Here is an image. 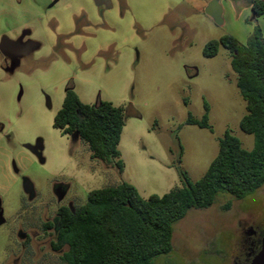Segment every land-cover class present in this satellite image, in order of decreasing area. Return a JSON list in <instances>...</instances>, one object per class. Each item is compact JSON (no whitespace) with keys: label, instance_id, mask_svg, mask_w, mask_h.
I'll return each instance as SVG.
<instances>
[{"label":"rangeland","instance_id":"374dc122","mask_svg":"<svg viewBox=\"0 0 264 264\" xmlns=\"http://www.w3.org/2000/svg\"><path fill=\"white\" fill-rule=\"evenodd\" d=\"M224 2L218 21L189 0H0V33L26 31L0 50V264H68L67 248L52 247L58 211L92 190L127 182L144 198L162 196L186 185L182 171L195 183L226 130L254 148L229 51L203 50L224 35L246 44L256 26L264 37V16L247 0ZM69 88L85 103L126 109L123 172L53 127ZM204 100L213 131L186 124L202 118ZM263 235L264 186L243 199L220 191L174 225L173 250L153 264H247Z\"/></svg>","mask_w":264,"mask_h":264},{"label":"trees","instance_id":"16d2710c","mask_svg":"<svg viewBox=\"0 0 264 264\" xmlns=\"http://www.w3.org/2000/svg\"><path fill=\"white\" fill-rule=\"evenodd\" d=\"M255 17L264 16V0H247ZM220 47L231 56L237 87L246 102L247 114L240 127L254 136V148L226 130L219 139V151L201 179L191 183L185 171L183 187L162 196L144 198L127 182L90 191L85 204L58 211L55 251L67 248L68 264H153L173 250L174 225L192 209L211 207L220 191L243 199L264 186V37L256 26L246 44L224 35L209 41L203 55L213 58ZM201 119L189 114L186 124L212 130L210 105L204 100ZM126 109L110 101L84 103L75 90H66L53 127L63 136L77 135L87 143L92 159L115 164L124 170L119 144L125 127ZM230 208V204L226 205ZM48 224L47 227H51Z\"/></svg>","mask_w":264,"mask_h":264},{"label":"flooded vegetation","instance_id":"af4514ba","mask_svg":"<svg viewBox=\"0 0 264 264\" xmlns=\"http://www.w3.org/2000/svg\"><path fill=\"white\" fill-rule=\"evenodd\" d=\"M16 30H17V32L14 33ZM25 35H26V31L24 29V26H21L19 29L15 28L13 30L10 29V30L3 31L2 33H0V50L2 51V49H3L2 47L5 45L8 47H11L16 42L24 41V39L26 37ZM7 55H8V53L4 54L5 57ZM0 64L5 65L3 62V59L1 60V58H0ZM251 232H252V234H254V236H257L256 232H254L253 230ZM263 243H264V235L262 237H260V240L258 241L259 250L256 252V254H254L252 259H250V261L247 264H253V260L257 256V254L261 251Z\"/></svg>","mask_w":264,"mask_h":264},{"label":"crops","instance_id":"0c3cea01","mask_svg":"<svg viewBox=\"0 0 264 264\" xmlns=\"http://www.w3.org/2000/svg\"><path fill=\"white\" fill-rule=\"evenodd\" d=\"M189 2L190 3H192V5H193V7H195V8H197V9H200V10H203V11H205L206 12V10H207V8L209 7V5L211 4V3H213V2H215L216 4H217V6H218V8L220 9V14H219V17L218 18H216L218 21H220L221 20V18L224 16V14H225V5H224V0H189ZM242 5V4H241ZM248 9H249V11H252V8H251V6H249L248 4H244ZM253 12V11H252ZM206 14L208 15V16H210V17H212V18H215L214 16H212V15H210V14H208L207 12H206ZM257 18H260V17H255V19H257ZM249 20H254L253 19V15H252V17L250 16L249 18H248ZM77 93V92H76ZM78 94V93H77ZM80 97V96H79ZM81 99V98H80ZM64 101V100H63ZM85 103V102H84ZM61 109V108H60ZM59 109V110H60ZM58 110V111H59ZM58 130V129H57ZM61 133V132H60ZM139 191V190H138Z\"/></svg>","mask_w":264,"mask_h":264},{"label":"water","instance_id":"95a60500","mask_svg":"<svg viewBox=\"0 0 264 264\" xmlns=\"http://www.w3.org/2000/svg\"><path fill=\"white\" fill-rule=\"evenodd\" d=\"M206 12L208 14L214 16L215 18H218L219 14H220V9L218 8L217 4L215 2H213L209 5ZM25 190L28 192H32V186L29 182L26 183ZM1 222H2V220H0V223ZM253 264H264V243H263L261 251L254 258Z\"/></svg>","mask_w":264,"mask_h":264}]
</instances>
